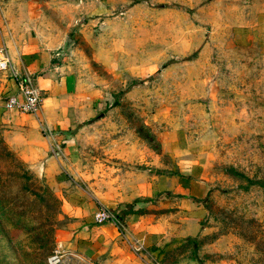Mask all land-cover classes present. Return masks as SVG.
Segmentation results:
<instances>
[{"label":"rangeland","instance_id":"rangeland-1","mask_svg":"<svg viewBox=\"0 0 264 264\" xmlns=\"http://www.w3.org/2000/svg\"><path fill=\"white\" fill-rule=\"evenodd\" d=\"M32 10L93 117L69 131L65 158L47 149L34 168L15 126L32 115L4 107L0 71V264H96L61 247V197L79 199L104 171L171 167L161 142L204 154V214L192 235L131 248L134 264H264V0H0V26ZM161 204L146 210L174 235L178 217Z\"/></svg>","mask_w":264,"mask_h":264},{"label":"crops","instance_id":"crops-1","mask_svg":"<svg viewBox=\"0 0 264 264\" xmlns=\"http://www.w3.org/2000/svg\"><path fill=\"white\" fill-rule=\"evenodd\" d=\"M30 12L31 19H26L24 13L10 11V19L0 26V46H5L12 61V70L6 71L10 76L8 89L12 91L10 95L18 90L12 73L34 77L43 96L40 119L48 130L60 136L59 140L63 139L65 158V154L72 150L73 138L69 131L80 120L93 117V111L88 100H82L80 76L64 69L59 57L60 38L55 34L42 36L38 19L33 10ZM0 121L4 122V118L0 117ZM27 122L24 127L18 126L23 124L20 121L15 125L22 128L17 132V136L23 138L21 155L34 168H42L40 162H36L46 156L47 139L34 117L29 116ZM195 144L161 142L159 156L167 153L171 167L155 162L151 167L119 175L104 171L94 182H86L84 188L81 186L79 199L62 196V211L70 216L71 223L68 230L62 232L61 247L64 245L69 252L88 263L134 264L131 248L118 236L114 226L93 224L97 202L119 212L127 233L142 243L143 250L153 244L166 243L173 237L196 233L197 220L204 214L201 198L207 188L204 182L206 164L202 161L204 154L194 153ZM56 173H59L57 168ZM162 202L161 205L166 203L168 207L170 204L175 210L174 216L178 217V229L174 235L166 231L163 216L146 210L147 204Z\"/></svg>","mask_w":264,"mask_h":264},{"label":"built area","instance_id":"built-area-1","mask_svg":"<svg viewBox=\"0 0 264 264\" xmlns=\"http://www.w3.org/2000/svg\"><path fill=\"white\" fill-rule=\"evenodd\" d=\"M11 58L4 45L0 46V71H10ZM13 79L18 89L15 94L8 96L4 103V107L8 110L23 112L30 114L36 120L37 127L45 136L47 149L53 157H60L62 155V144L64 141L58 134H54L47 127L44 126L40 119L41 101L43 99L42 92L35 85V79L30 74H16L12 73ZM96 210L93 213V224L100 225L102 223H109L115 227L118 236L128 244L134 252H139L143 247L142 243L138 240H133L126 231V227L118 211L106 207L104 204L96 203ZM48 264H59L60 258L58 254L51 256L47 259ZM153 264H157L154 262Z\"/></svg>","mask_w":264,"mask_h":264}]
</instances>
